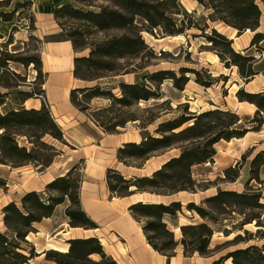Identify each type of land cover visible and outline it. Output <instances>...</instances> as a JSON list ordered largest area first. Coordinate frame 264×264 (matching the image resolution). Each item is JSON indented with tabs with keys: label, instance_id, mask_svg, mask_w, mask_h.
I'll use <instances>...</instances> for the list:
<instances>
[{
	"label": "trees",
	"instance_id": "obj_1",
	"mask_svg": "<svg viewBox=\"0 0 264 264\" xmlns=\"http://www.w3.org/2000/svg\"><path fill=\"white\" fill-rule=\"evenodd\" d=\"M11 1V0H9ZM103 1L109 6H98L94 3ZM202 6H208L212 14L208 16L211 22L221 23L237 32L240 36L246 31L255 32L260 26L261 8L264 0H197ZM75 4L87 8L83 10ZM24 5L30 7V16L27 22L33 30L34 18L31 13V2L28 4H15V8ZM95 7L98 10H90ZM179 0H73L53 10V18L57 23L60 33L53 39H62L70 42L75 54L89 49L87 56H77L73 59V77L82 82H96L108 76H120L138 74L141 69L150 66L151 59H155L153 52H149V58L142 63H137L139 55L148 49L141 37V32L155 33V31L168 37H175L186 30L196 29L200 31L208 43H211L217 59L223 63L226 69H235L237 75L245 83H248L258 74L255 58L249 49L256 44L264 43V35L255 33L244 55L232 49V41L224 35L211 29L210 35L204 34L208 26L204 19L202 25H197L193 19L186 15L187 21L179 20L177 24L173 17L179 15ZM175 9V13L172 10ZM14 9L10 13H0L3 22H10ZM140 19L141 25L135 24ZM67 23L73 26H67ZM121 31V35L98 39L99 33L106 31ZM2 37L0 36V39ZM48 39V38H47ZM10 37L6 43H9ZM5 45V44H2ZM217 48V49H216ZM262 51L264 48L261 46ZM148 49L147 51H149ZM258 51V50H257ZM264 53V52H263ZM129 60L131 64L122 69L117 66L119 60ZM19 63L23 67L30 64L36 71V78L31 84L26 85L23 77L10 68V63ZM181 76L176 77L172 71H157L146 74L142 80L151 85L162 84L165 80H171L174 88L183 91L189 79L184 76L187 71L181 70ZM195 76V83L209 88L214 84L213 78L206 81L199 79V73L191 70ZM223 76L220 75L219 78ZM227 78V77H226ZM44 75L41 70L40 57L17 58L6 53L1 57L0 53V165L17 168L32 165L38 171L44 170L57 155V150L43 139L65 144L63 133L51 115L48 105L44 101ZM21 86H29L30 92L18 91L16 93L17 104L2 111L10 98L12 90ZM154 86L142 83H118L119 96L110 89L103 90L98 84L74 88L70 91L69 101L79 112L87 114L91 121L99 127L104 134H117L119 128H124L128 122H136L135 116L127 119L109 118L100 121L99 113H110L116 107L126 109L139 103L158 99ZM239 103L246 104L251 113L255 112V118L250 120V127L241 126L240 118L229 111L209 110L200 114H191L179 120L161 123L155 129L158 136L147 135L139 143H125L117 150V161L126 167H132L129 161H139L135 166L140 169L145 161L177 144L181 146V152L177 157L165 161L159 169L150 175L124 177L114 169H107L105 175L106 187L110 198H127L133 195H152L154 197H168L176 193L195 192L197 182L191 173L193 163H210L215 156L214 145L220 141L229 142L233 139H243L249 132H258L264 126V89L258 93H246L239 89L236 94ZM29 99H40L39 109H26L23 107ZM96 99L108 101V106L91 111L90 103ZM188 118V119H186ZM192 121L187 127L184 124ZM23 138V143H19ZM47 150L53 152L52 158L47 164L42 155ZM264 156V151L254 156L251 165L254 170H249V180L245 183V191H220L204 201L208 209L205 211L194 203L186 204L185 208L190 214L196 213L203 221L197 224L178 225L177 215L183 212V206L179 201L153 202L142 199L134 200L128 212L131 217L141 224L142 234L147 244L158 254L170 259L176 256V249L181 248L183 259L197 255L202 259H209L229 248L223 256L218 257L211 264H264V242L257 246L252 241H263L264 232L256 230L255 234L243 230L244 226L254 224L263 228L261 217L264 204L261 203V188H248L249 181L255 180L261 185L257 164ZM245 155H242V159ZM80 164V163H79ZM238 169V167H237ZM79 166H73L63 176L55 178L45 186L44 196L42 192H27L19 203L9 202L1 208L2 224L5 233H0V264H30L36 257L44 256L45 261L54 264H117L111 257L105 255L103 248L95 237L72 239L68 241V250L60 253L47 250L37 254L33 245L26 241L27 237L35 231L34 226L43 219L53 215L58 205L68 201L65 216L71 228L85 230L96 229L97 225L84 213L79 202L80 174ZM77 173V174H75ZM232 173V175H231ZM238 170L227 169L224 171V179L234 182L238 178ZM0 188H6L5 180L0 179ZM234 214L237 220L231 225V229H222L225 237L236 234L231 240L210 248L214 230L205 222L216 223L217 218ZM168 217L171 225L180 233V239L175 240L174 233L168 228L164 219ZM23 245L29 248L28 252ZM99 256V261L90 259ZM199 264V263H190Z\"/></svg>",
	"mask_w": 264,
	"mask_h": 264
},
{
	"label": "rangeland",
	"instance_id": "obj_2",
	"mask_svg": "<svg viewBox=\"0 0 264 264\" xmlns=\"http://www.w3.org/2000/svg\"><path fill=\"white\" fill-rule=\"evenodd\" d=\"M256 1L260 5L259 0ZM28 2L29 0H0V13H10L14 9H17L15 12H13L12 21L3 22L0 18V36L2 37L0 39L1 57H3V55L6 53L12 54L15 59L39 56L40 43L31 35L32 30L29 28V24L27 22L28 16H30V7L24 5L20 8H15V4H28ZM203 2L206 4V0H203ZM75 5L78 8L87 10L85 7L79 6L77 4ZM94 5L98 7L109 6L110 4L103 1H98L94 3ZM177 8L180 10V14L173 16L176 19L177 24H179V20L187 21L185 17L186 15L184 14L189 15L193 19V22H195L197 25H202V20L204 19L208 26V30L205 31L204 34L210 35L211 29H215L216 32L224 35L226 38H231L232 49L242 55H244V50L249 47L250 41L255 33H262L264 35V7L261 5L259 28L255 32H251L249 30L248 32L242 33L240 36H237V32L235 30L234 32L233 29L225 27L221 23L211 22L208 19V16L212 14L211 9L208 8V6L200 5L197 0H179V7ZM89 9L94 11L98 10L95 7H91ZM172 12L175 13V9L172 10ZM140 23V19H136L135 24L140 26ZM71 24L76 23H67V26H73ZM121 34V31L112 30L99 33L97 38L104 39ZM140 34L144 44H146L150 50L147 51V49L142 52L139 55L137 63L145 62L149 58V52H153L155 59L150 60V66H148L146 69H141L136 75L127 74L120 76H108L96 82H84L81 84V86L89 87L98 84L103 90L110 89L113 94L119 96L120 93L118 89V83L137 82L146 84L148 86L153 85V89L159 95L158 99L149 100L147 102L140 101L139 103L126 109L116 107L110 113H99L97 117H99L100 121L107 120L109 118L127 119L135 116L139 119L138 121L128 122L124 128L117 129L118 133H124L130 140L135 141H139V136L141 139L147 135L158 136V134L155 133V129L161 123L179 120L191 114L197 115L202 112L217 109L236 114L240 118L239 124L241 126L250 127L248 122L255 118L256 109L253 113H251L246 104L238 102L235 94L239 89H243L244 92L247 93L248 91L253 90L255 86L251 87L245 85L246 83L239 78L235 69H226L223 63L217 59L218 57L216 58L217 55L213 51L211 43H208L203 37H201L199 30H186L184 33L175 37L165 36L158 31H155V33L152 34L145 31L141 32ZM9 37L10 41L9 43H6ZM48 39H53V37ZM245 46L247 47L244 48ZM261 46L264 48V43H258L251 47L248 51V53L252 54L255 60H258L264 55V51H262ZM88 52L89 49H86L85 51L80 52L79 56H87ZM116 64L117 66L124 69L128 67L129 64H131V61L127 59L119 60L116 62ZM8 67L10 70L23 77V80L25 81L24 83L26 85L31 84V82H33L36 78V71L32 64L25 68L19 63L12 62L8 65ZM181 70L187 71L184 76L189 79L188 83L184 86L183 91H179L174 88L171 80H165L162 84L152 83V85L148 81L144 82V80H142V77L146 74H151L157 71H172L176 77H180L182 75L180 72ZM191 70L198 72L199 79L203 82L208 78H213L215 80L214 84L209 88H204L198 85L195 83V76L190 73ZM220 75L223 77L219 78ZM30 90L31 89L29 86H21L17 90L10 91L11 96L8 98L6 106L2 108V111H5L17 104L16 93L18 91L30 92ZM108 104L109 103L107 100L96 99L90 103V108L91 111H94L96 109L104 108L108 106ZM191 122L192 121L187 122L182 128L187 127L189 124H191ZM249 133L250 134L242 140L236 141L233 139L230 144H227L226 141L223 140L215 144L214 150L216 153L212 162L192 164L191 173L193 178L197 181L195 182L197 187H195L194 193L179 192L168 197H154L147 194L134 195L131 198V201L136 199L165 203L170 201H179L183 206V212L177 215V222L175 223H178V225H182L184 223V225H186L188 223L197 224L203 222L196 213L190 214L186 210V204L194 203L197 207L208 211L204 205L205 199L216 195L220 191H235L239 193L245 191V183L249 180L250 176L249 170L255 169V166L251 165V161L256 154L264 151V126L258 132ZM18 140L19 143L22 144L24 139L19 138ZM43 141L47 144L51 143L50 138H45ZM55 144L58 146L57 143ZM185 145L186 143L177 144L163 152L157 153V155H154L148 159L149 161L147 163L145 161L143 163L144 167L142 165L140 169L135 167L140 164L139 161H129V164H131L132 167H120L121 174H123L126 178H131L133 176H148L152 170L161 166L160 164L162 162L177 157L181 152L180 147ZM60 148L68 151L67 147L60 146ZM40 154L42 155L45 164H47L53 156V152H49L47 149L45 152ZM242 155H245L244 159H242ZM81 164L82 163L78 165L79 169L82 168ZM256 168L258 170L261 185L255 180H251L249 181L248 188H261V190H263L261 195V203L264 204V156L261 157V160L257 164ZM227 169L238 170L239 176L234 182H228L224 179V171ZM5 170L7 169L0 167V175H5ZM8 189L9 188H7V186L5 189L0 188V233H5V229L2 224L1 208L6 204V202H8L9 199L15 197V195L12 193V189ZM42 194H44V196H47V194L49 195V193L44 191ZM16 202L19 203V200ZM237 218V216L232 214L231 216L227 215L225 217L217 218L218 221H216V223L208 220L205 221L214 230V234L210 242V248L231 240L236 234H242V232H237L232 233L229 237H225L222 233V229L224 228L227 230L231 229V225L233 222H235V220H237ZM164 221L167 222L168 228L174 233L175 240H179V230H176L171 225V221L168 217H166ZM261 221L264 223V211ZM36 227L37 225L34 226V228ZM243 230H247L252 234H255L256 230H261L264 232L263 228L258 229L254 224L244 226ZM36 232L37 231L35 229V231L31 234H35ZM31 234L29 235L30 239L35 242V244H38V241L34 240ZM26 241L29 242L27 239ZM263 242L264 240L259 242L255 240L252 241L251 244L260 246ZM30 244L33 245L32 243ZM64 244L57 246V250H64L66 247ZM23 247L26 249V252H28L29 248L25 245H23ZM231 249L232 248L222 251L221 253L209 259H202L197 255H194L188 259H183L181 255V248L178 247L176 249V256L173 259V262L177 264H190L193 262L199 264H211L213 260L223 256L228 250ZM90 259L93 261H99L100 257L94 255L90 257ZM30 264L54 263L45 261L44 256H42L34 258L30 261ZM224 264H231V261H227Z\"/></svg>",
	"mask_w": 264,
	"mask_h": 264
},
{
	"label": "crops",
	"instance_id": "obj_3",
	"mask_svg": "<svg viewBox=\"0 0 264 264\" xmlns=\"http://www.w3.org/2000/svg\"><path fill=\"white\" fill-rule=\"evenodd\" d=\"M29 1L34 18L31 35L40 43L44 101L63 133L65 144L51 140L50 144L57 150L58 155H55L48 167L42 171H38V168L32 165L17 168L0 165L7 169L6 174L0 175V178L5 180L8 190L11 188L15 195L6 204L16 202L27 192L44 191L45 186L55 178L63 176L73 166L82 163V168L78 170L81 179L79 202L84 213L97 228L85 230L69 227L65 216L69 204L66 200L55 208L50 218L36 224L37 232L31 235L38 244H35L30 236L27 237L35 247V252L41 254L47 250L59 251L57 246L65 243V249L60 251L64 252L68 249L66 242L69 240L95 237L106 255L117 264H177L173 262L175 257L167 259L147 244L141 231V224L128 212V207L134 203L131 201L134 195L127 198H110L106 187L107 169L121 173L120 167L130 168L117 161V150L125 143H139L141 137L139 136V141H135L130 140L124 133L104 134L87 114L79 112L69 101L70 91L83 87L81 84L84 83L73 77V59L80 54L74 53L68 41L47 38L60 33L53 18V10L64 4L73 3V0ZM256 67L258 74L245 84L255 88L247 93H258L264 89V55L257 60ZM40 106V99H29L23 104L26 109H39ZM60 146L67 147L68 151L61 149ZM159 168L160 166L152 170L149 175Z\"/></svg>",
	"mask_w": 264,
	"mask_h": 264
},
{
	"label": "bare ground",
	"instance_id": "obj_4",
	"mask_svg": "<svg viewBox=\"0 0 264 264\" xmlns=\"http://www.w3.org/2000/svg\"><path fill=\"white\" fill-rule=\"evenodd\" d=\"M246 32H248V31H246ZM249 134H250V133H247V134L245 135V137H247ZM245 137H244V138H245ZM244 138H243V139H244ZM234 140H236V139H234ZM239 140H242V139H239ZM239 140H236V141H239ZM232 141H233V140L227 142V144H230ZM183 224H184V223H183ZM65 251H66V250H65ZM65 251H64V252H65Z\"/></svg>",
	"mask_w": 264,
	"mask_h": 264
},
{
	"label": "water",
	"instance_id": "obj_5",
	"mask_svg": "<svg viewBox=\"0 0 264 264\" xmlns=\"http://www.w3.org/2000/svg\"><path fill=\"white\" fill-rule=\"evenodd\" d=\"M149 196H152V195H149Z\"/></svg>",
	"mask_w": 264,
	"mask_h": 264
}]
</instances>
